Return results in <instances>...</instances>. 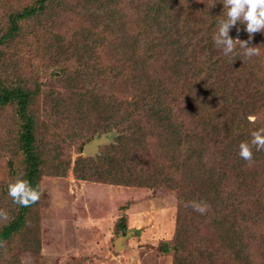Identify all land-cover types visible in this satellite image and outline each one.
<instances>
[{
    "label": "trees",
    "instance_id": "16d2710c",
    "mask_svg": "<svg viewBox=\"0 0 264 264\" xmlns=\"http://www.w3.org/2000/svg\"><path fill=\"white\" fill-rule=\"evenodd\" d=\"M54 1L21 7L0 0V108H13L21 179L40 191L27 207L12 202L0 224V253L25 231L43 175L39 95L14 75L6 50ZM121 1L80 0L93 10L83 21L94 27L69 41L57 34L53 48L65 81L56 93L57 124L72 133L64 137L116 135L95 157L76 159L74 176L177 191L173 264H264V151L252 146L251 163L237 154L251 131L264 128V31L249 39L237 22L229 31L236 54L225 56L212 39L222 0ZM239 40L256 54L242 55ZM189 201L205 202V213ZM126 231L122 217L116 233ZM32 240L37 247L38 237Z\"/></svg>",
    "mask_w": 264,
    "mask_h": 264
},
{
    "label": "rangeland",
    "instance_id": "374dc122",
    "mask_svg": "<svg viewBox=\"0 0 264 264\" xmlns=\"http://www.w3.org/2000/svg\"><path fill=\"white\" fill-rule=\"evenodd\" d=\"M12 1L21 7L36 2ZM79 1L62 0L57 5L55 0L43 16L23 24V36L6 50L8 59L13 57L14 75L39 95L35 109L40 120L38 149L43 175L39 204L30 211L22 235L1 251L4 261L0 264H173L177 191L83 181L73 174L76 159L95 157L85 155L84 147L103 136L98 134L85 142L88 131L72 140L64 137L72 133L57 124L56 93L64 89L65 81L51 56L57 47V34L69 41L90 28L83 19L93 10ZM121 5L119 13L124 15L125 6ZM260 120L264 125V111ZM15 126L13 108H0V224L7 221L14 207L12 198L4 196L7 185L23 174L22 157L16 154ZM115 136V132L110 133L109 143L99 150L112 144ZM66 163H70L69 169ZM63 171L65 176L58 177ZM122 217L126 218L127 231L118 234L116 227ZM34 237L40 241L37 247L32 244ZM119 239L121 244L116 247Z\"/></svg>",
    "mask_w": 264,
    "mask_h": 264
},
{
    "label": "clouds",
    "instance_id": "9594fccd",
    "mask_svg": "<svg viewBox=\"0 0 264 264\" xmlns=\"http://www.w3.org/2000/svg\"><path fill=\"white\" fill-rule=\"evenodd\" d=\"M222 5V14L218 16L220 19L217 20L212 35L213 43L225 56L235 55L234 42L236 40L229 36L230 29L239 22L244 25V31L249 34V39L253 33L264 31V0H222ZM246 44L247 42L240 41V53L244 56L255 55L256 47L246 46ZM247 119L252 121L255 117L248 116ZM252 146H255L257 152L264 151V128L251 131L250 139L241 141L238 145L237 154L247 163H251L253 159ZM7 195L12 198L14 204L27 207L39 199L40 191L38 185L33 187L26 179L16 178L8 183ZM188 203L193 211L201 215L207 209V204L203 201H189Z\"/></svg>",
    "mask_w": 264,
    "mask_h": 264
},
{
    "label": "water",
    "instance_id": "95a60500",
    "mask_svg": "<svg viewBox=\"0 0 264 264\" xmlns=\"http://www.w3.org/2000/svg\"><path fill=\"white\" fill-rule=\"evenodd\" d=\"M109 141H110L109 135H103L100 138L94 139L91 143L87 144L84 147L83 152L85 155L96 156L98 154L100 146L109 143ZM121 241L122 239L116 241V247H118L121 244Z\"/></svg>",
    "mask_w": 264,
    "mask_h": 264
}]
</instances>
